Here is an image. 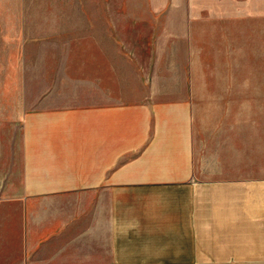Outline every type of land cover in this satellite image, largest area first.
<instances>
[{
  "label": "crops",
  "instance_id": "obj_1",
  "mask_svg": "<svg viewBox=\"0 0 264 264\" xmlns=\"http://www.w3.org/2000/svg\"><path fill=\"white\" fill-rule=\"evenodd\" d=\"M85 3L5 35L0 264H264V0Z\"/></svg>",
  "mask_w": 264,
  "mask_h": 264
},
{
  "label": "rangeland",
  "instance_id": "obj_2",
  "mask_svg": "<svg viewBox=\"0 0 264 264\" xmlns=\"http://www.w3.org/2000/svg\"><path fill=\"white\" fill-rule=\"evenodd\" d=\"M86 1L89 3L90 0H0V63L5 61V35L15 33L14 30H19L21 27L27 28L30 35H35L37 27H46L53 22L54 17L57 19L65 17L62 13L71 14V18L76 17L78 27V24H83L80 19L84 18L83 13L87 11L86 8L90 10L92 5L91 3L87 5ZM55 22L58 23L56 20ZM253 168L264 172L263 158L262 163L253 164Z\"/></svg>",
  "mask_w": 264,
  "mask_h": 264
}]
</instances>
